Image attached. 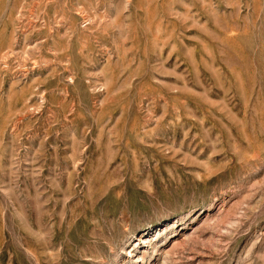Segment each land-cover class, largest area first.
<instances>
[{
  "label": "rangeland",
  "instance_id": "1",
  "mask_svg": "<svg viewBox=\"0 0 264 264\" xmlns=\"http://www.w3.org/2000/svg\"><path fill=\"white\" fill-rule=\"evenodd\" d=\"M0 264H264V0H0Z\"/></svg>",
  "mask_w": 264,
  "mask_h": 264
}]
</instances>
